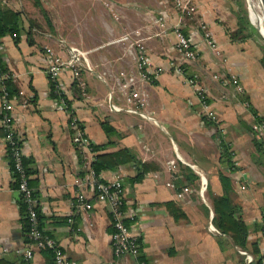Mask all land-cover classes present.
<instances>
[{"label": "crops", "instance_id": "0c3cea01", "mask_svg": "<svg viewBox=\"0 0 264 264\" xmlns=\"http://www.w3.org/2000/svg\"><path fill=\"white\" fill-rule=\"evenodd\" d=\"M110 2L107 6L99 0H41L43 13L32 0H0V19L6 28L1 36L4 66L16 77L15 94L24 93L19 95L17 130L44 230L78 264H114L110 206L88 190L93 209L76 211L75 179L87 176L94 156L84 159L78 154L70 119L52 96L45 72L46 47L64 59L70 58L72 48H78L90 69L83 68L79 80L69 72L60 77L74 117L92 144L105 145L95 155L127 149L135 159L103 172L100 179L122 182L128 210L147 207L140 220L131 224L140 240L138 257L125 256L122 264H244V256L233 244L226 241L223 245V236L212 230L216 229L212 201L231 195L251 228L249 244L257 242L264 250L263 233L256 228L264 216V165L257 162L249 132L257 116L264 124L261 48L251 40L234 39L239 33L234 0H191L196 7L193 19L181 16L171 0ZM200 22L207 26L220 55L205 38ZM177 27L200 54L198 63L186 64L184 75L172 66ZM127 33L130 41L122 39ZM137 40L144 43L152 67L161 70L151 80L139 75L133 51ZM230 73L239 77L243 93L211 77ZM130 75L138 77L135 88L145 99L142 107L127 102L131 90L124 86V78ZM188 78H199L205 86L218 124L202 115ZM1 115L0 95V119ZM105 123L116 133L109 135ZM219 126L237 163L233 172L222 161ZM0 130L5 135L1 123ZM4 135L0 136V257L21 259L25 264H54L50 252L33 246L32 260L22 254L28 245ZM172 160H177L179 171L174 188L168 186ZM191 165L206 176L204 199L198 180H189ZM184 188L191 193L179 198Z\"/></svg>", "mask_w": 264, "mask_h": 264}, {"label": "built area", "instance_id": "2783aa9c", "mask_svg": "<svg viewBox=\"0 0 264 264\" xmlns=\"http://www.w3.org/2000/svg\"><path fill=\"white\" fill-rule=\"evenodd\" d=\"M105 5L110 6V0H100ZM174 7L184 18L193 19L196 15V7L191 0H171ZM200 29L204 32V36L209 40V44L213 47L214 51L220 55V51L213 40L211 33L207 30V26L203 23H199ZM176 34L178 36V43L175 49V57L172 61V66L178 74L184 75L186 72V64L190 62H199V51L190 38L183 33V31L177 27ZM16 36V34H14ZM125 41H130V34H125L122 37ZM134 58L137 63V69L139 75L143 80H151L153 77H157L161 70L152 67V64L148 58L147 51L142 40H137L133 43ZM71 56L69 59H64L58 56L52 48L46 47L44 49V62L45 72L49 76L52 84L51 91L58 96V100L61 103L62 111L70 119V127L73 131V145L75 146L78 154L82 157L94 156L96 152L91 148V142L87 138L83 128L81 127L78 119L74 117L70 106L67 104L66 97L64 95L65 90L60 77L64 72H69L72 78L79 80L81 76V70L83 68L90 69L89 63L85 57V53L78 48H72L70 50ZM6 61L5 54L2 53V37L0 36V85L2 87L1 100H2V115L0 119L1 127L5 132L4 141L7 151L10 152L12 158V166L14 172L18 177V189L16 193L18 196L22 195L24 201L28 205V221L30 223L29 238L32 241V245H28L22 250V254L26 260H32L34 257V250L32 246L38 250H45L51 253L53 256L54 264H78L71 260L63 251L59 243L55 238L47 234V232L40 228V222L38 214L36 212L37 201L33 197L32 189L28 185L29 176L27 174L24 165V151L23 143L17 130V107L19 101V95L23 96L24 93L20 91V94L11 96L7 89V83L9 81H15V75L7 70L4 66ZM214 81L223 87H232L235 92L243 93L244 88L241 84L239 77L233 73L228 75L211 74ZM137 76L130 75L124 78V86L130 89L128 93L127 102L142 107L145 104V99L141 96L139 91L135 88L137 83ZM187 81L192 85L197 93L199 104L202 108V115L210 122L218 124V118L209 103V97L207 90L199 78H188ZM221 99H225L224 96ZM254 131L259 138L264 141V124H256L253 126ZM219 139L218 143L221 144L225 141V130L218 127ZM226 142V141H225ZM231 152V151H230ZM232 153V152H231ZM233 155V153H232ZM83 157V158H84ZM88 157L84 158L87 159ZM233 159V156H232ZM178 160H181L178 158ZM233 165L237 167L236 161H233ZM185 164V163H184ZM169 166L172 169V177L168 186L175 187V182L179 179L178 163L177 160L169 162ZM194 181L199 183V191L201 197L205 198L207 189V179L204 173L199 171L197 166L191 165ZM230 170V168H229ZM76 192V211L77 213L89 212L93 209V204L88 199L86 192L92 190L95 193V197L99 202L107 203L111 209V221L113 227V233L111 235V244L113 254L115 257L114 264H122L121 259L125 256L138 257L140 252V240L139 237L133 234L132 226L127 225L126 221H134V223L140 220L141 214L147 210V207L138 206L133 210H128L124 200V187L120 180L112 182H104L97 178L94 172L91 170L86 177H78L75 179ZM245 186L242 190H245ZM189 188H184L182 192L178 193V197L182 198L185 194H190ZM149 210V208H148ZM264 219V216L262 220ZM70 224L74 223V220L70 218L68 220ZM213 231H217L212 227ZM1 250V246H0ZM239 252L246 257L248 262H251L252 257L245 251L239 250ZM143 264V263H139Z\"/></svg>", "mask_w": 264, "mask_h": 264}, {"label": "trees", "instance_id": "16d2710c", "mask_svg": "<svg viewBox=\"0 0 264 264\" xmlns=\"http://www.w3.org/2000/svg\"><path fill=\"white\" fill-rule=\"evenodd\" d=\"M34 5L36 7H39L40 10L44 13L43 7L41 5V0H32ZM237 17V25L239 28V33L234 36V39L236 40H254L257 36H259L257 28H255L249 18L248 14L243 8L236 14ZM17 18V17H15ZM6 33V28L4 27L2 20L0 19V36H4ZM185 34V33H184ZM261 34L264 36V34L261 32ZM186 35V34H185ZM260 47V46H259ZM264 50V49H263ZM260 64L264 69V53H262V57L260 59ZM53 86H51L52 88ZM7 89L9 91L10 97L15 96V87L13 85L12 81H9L7 83ZM52 96L55 98H58V96L51 91ZM67 100V99H66ZM68 105H70L69 101H66ZM257 116V114L255 113ZM256 123L262 124L263 121L257 116L256 117ZM82 127V126H81ZM105 131L110 135L115 134L116 132L113 130V128L108 125L107 123L104 124ZM249 132L252 135L253 138V144L255 149L257 150V162L261 165H264V141L259 138L257 133L254 131L253 127L249 129ZM4 133L0 130V136H3ZM221 149V155H222V161L227 164V166L230 168V171L233 172L237 169L233 165L232 162V153L230 152V145L222 141L221 144H219ZM103 146H96L94 144H91V148L94 152H97L100 150V148H104ZM96 154V153H95ZM8 157L11 164V170L13 172L14 178H15V185L14 188L18 189V177L17 174L14 172L13 166H12V158L11 154L8 151ZM81 158V156H80ZM82 160V158H81ZM135 161L132 154L127 149H120L117 152L114 153H108V154H98L94 155L93 161L91 163V170L94 172L95 176L100 179V176L105 171H114L118 169L120 166H125L128 164H131ZM24 165L27 171V174L29 176L28 185L32 189V194L35 199H37V195L35 191L33 190L32 186L30 185V175L31 171L28 169V160L26 158L24 159ZM189 180L194 181V176L191 174ZM222 181L224 182V176L221 177ZM138 179V178H137ZM136 179V180H137ZM101 180V179H100ZM140 180V179H138ZM188 180V181H189ZM103 181V180H101ZM17 202L19 204V207L21 209V213L23 215V227H24V233L26 236V243L27 245H32V241L29 238L30 233V223L28 221L27 215H28V205L23 199V196L20 195L17 197ZM212 209H213V225L219 232L222 238V244L224 245L225 242H229L233 244V247L235 250L237 249V252L239 250L247 252L249 255L253 257V260L251 262H247L245 256L243 257V263L244 264H264V250L260 249L259 243L255 242L251 245L248 242L249 234H250V226L245 223L241 216V210L240 207L233 203L231 195L228 193L224 195H220L218 197H215L212 201ZM36 212L38 214L39 222H40V228L44 230L41 218H40V211L38 207H36ZM174 214L179 217L178 215H181L178 212H174ZM127 225H131L134 223V221L127 220ZM257 230L261 231L264 236V219L262 220V223L258 226H256ZM48 234V233H47ZM0 264H25V262L21 259L16 261H10L4 257H0Z\"/></svg>", "mask_w": 264, "mask_h": 264}, {"label": "rangeland", "instance_id": "374dc122", "mask_svg": "<svg viewBox=\"0 0 264 264\" xmlns=\"http://www.w3.org/2000/svg\"><path fill=\"white\" fill-rule=\"evenodd\" d=\"M100 1V0H99ZM102 2V1H101ZM103 3V2H102ZM104 4V3H103ZM234 5L237 9V12H239L241 10V8H243V10H245L248 14V18L251 22V24L257 28L259 36L256 37V39L251 40L252 43L256 44V46H260L262 53H264V36L261 34L262 30L264 32V27L262 26V24L258 23L255 21L254 16L252 15V13L250 12V2L249 0H234ZM208 30V29H207ZM262 32V33H263ZM264 34V33H263ZM262 57V56H261ZM205 196H207L205 194Z\"/></svg>", "mask_w": 264, "mask_h": 264}, {"label": "bare ground", "instance_id": "6f19581e", "mask_svg": "<svg viewBox=\"0 0 264 264\" xmlns=\"http://www.w3.org/2000/svg\"><path fill=\"white\" fill-rule=\"evenodd\" d=\"M249 2L250 12L254 16L255 21L264 27V0H249Z\"/></svg>", "mask_w": 264, "mask_h": 264}]
</instances>
